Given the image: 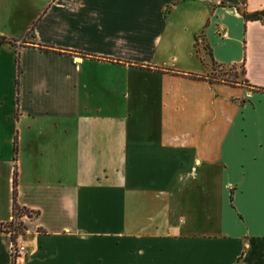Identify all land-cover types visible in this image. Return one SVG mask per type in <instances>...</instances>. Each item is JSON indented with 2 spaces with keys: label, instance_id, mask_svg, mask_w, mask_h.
<instances>
[{
  "label": "crops",
  "instance_id": "obj_1",
  "mask_svg": "<svg viewBox=\"0 0 264 264\" xmlns=\"http://www.w3.org/2000/svg\"><path fill=\"white\" fill-rule=\"evenodd\" d=\"M22 1L9 28L35 35L0 60V264H264V21L240 13L264 0L0 5ZM196 41L243 84L209 83ZM14 174L35 214L12 261Z\"/></svg>",
  "mask_w": 264,
  "mask_h": 264
},
{
  "label": "rangeland",
  "instance_id": "obj_2",
  "mask_svg": "<svg viewBox=\"0 0 264 264\" xmlns=\"http://www.w3.org/2000/svg\"><path fill=\"white\" fill-rule=\"evenodd\" d=\"M37 6V3L34 4L33 2H18V3H10V4H4L0 5V34L7 37V38H14V39H20L24 38L25 35H27L26 39H29L32 35H35L33 33L34 29V24L35 21L28 26V29H26L24 32L22 29H20L21 25H23L26 22V19H28L35 11V8ZM43 11L40 12V14ZM39 14V15H40ZM13 15V17L18 18V23L20 27H17L15 29H10L8 25V16ZM32 31H31V30ZM3 31V33H1ZM31 31V32H30ZM201 54L204 55L205 60L208 63V77L211 79H215L217 81H226V82H237L241 83L242 82V74H241V67L240 66H220V65H212L209 61V57L205 54L204 51L200 52ZM11 55L12 51L5 45L0 46V60L3 62V65L5 67L4 71L9 74L10 70H13V61H11ZM13 59V58H12ZM8 67V69H7ZM207 69V68H206ZM10 79L8 75V80L4 84L5 87H10L9 86ZM3 86V84H2ZM141 92L143 94H148V93H153L152 87L150 85H142L141 86ZM240 93V90L238 89H226L223 90L222 94L224 96H227L229 94H237ZM117 94V93H116ZM115 94L114 97H118ZM101 96H97L98 98L96 100H102L104 98V94H101ZM104 101V100H103ZM3 108H6L3 107ZM1 110V109H0ZM16 223L20 222L19 219L15 220ZM20 225V224H19ZM20 231L17 233V236L21 235L23 232V226L22 224L19 226Z\"/></svg>",
  "mask_w": 264,
  "mask_h": 264
},
{
  "label": "trees",
  "instance_id": "obj_3",
  "mask_svg": "<svg viewBox=\"0 0 264 264\" xmlns=\"http://www.w3.org/2000/svg\"><path fill=\"white\" fill-rule=\"evenodd\" d=\"M243 2L245 0H242ZM242 17L244 18V20H260V21H264V8L260 11L257 12H253V13H246L245 11H240ZM31 30V29H30ZM2 44H9V45H13L14 42L13 40H10L8 38H6L5 36L0 34V45ZM194 49L196 54H200L201 50L205 52V54L209 57V61L212 65H217L214 61H212L211 57H210V52L207 50V47L205 45L199 47L197 41L194 44ZM200 61L202 62V64L206 65V67L208 68V63L204 58L203 54H200ZM18 62V59L16 57V63ZM209 72V70H208ZM241 74L243 76V70L241 69ZM197 79H203L202 77H198ZM207 81L209 83H213L212 81H217L215 79H211V78H207ZM223 81V80H222ZM226 82V81H224ZM231 84H236L237 82H229ZM240 84H243V79L242 82ZM15 174L13 176V180H12V199H13V205H12V217H13V221L9 223V228L11 230L17 231L19 232V226L22 224L21 222L16 223L15 220L16 219H20L23 215L30 217L31 215L35 214L34 212H29L27 211L25 208H20L19 206L16 205L15 203ZM20 224V225H19ZM4 232H7L3 227H1ZM23 233V232H22ZM11 240L14 241L15 236H10Z\"/></svg>",
  "mask_w": 264,
  "mask_h": 264
},
{
  "label": "built area",
  "instance_id": "obj_4",
  "mask_svg": "<svg viewBox=\"0 0 264 264\" xmlns=\"http://www.w3.org/2000/svg\"><path fill=\"white\" fill-rule=\"evenodd\" d=\"M13 221V217L10 219L9 222L3 224L1 227H3L7 233L11 236H15L14 238V241L11 240V244H10V253H11V256H12V261H15L16 258L24 255L26 253V250L24 248V246H22L19 241H18V238L19 236H17V231H14V230H11L9 228V223Z\"/></svg>",
  "mask_w": 264,
  "mask_h": 264
}]
</instances>
